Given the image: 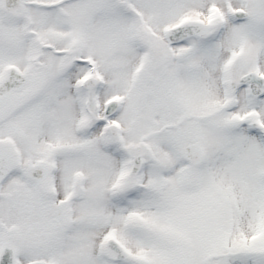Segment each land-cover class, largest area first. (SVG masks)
<instances>
[{"label":"snow or ice","instance_id":"1","mask_svg":"<svg viewBox=\"0 0 264 264\" xmlns=\"http://www.w3.org/2000/svg\"><path fill=\"white\" fill-rule=\"evenodd\" d=\"M0 264H264V0H0Z\"/></svg>","mask_w":264,"mask_h":264}]
</instances>
